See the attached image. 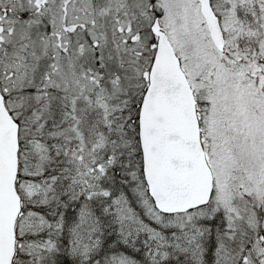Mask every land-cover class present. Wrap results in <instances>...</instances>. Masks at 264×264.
<instances>
[{
	"label": "snow or ice",
	"instance_id": "6c2138e0",
	"mask_svg": "<svg viewBox=\"0 0 264 264\" xmlns=\"http://www.w3.org/2000/svg\"><path fill=\"white\" fill-rule=\"evenodd\" d=\"M0 264H264V0H0Z\"/></svg>",
	"mask_w": 264,
	"mask_h": 264
}]
</instances>
